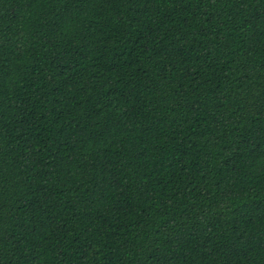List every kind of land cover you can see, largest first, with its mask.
<instances>
[{
  "label": "trees",
  "instance_id": "16d2710c",
  "mask_svg": "<svg viewBox=\"0 0 264 264\" xmlns=\"http://www.w3.org/2000/svg\"><path fill=\"white\" fill-rule=\"evenodd\" d=\"M0 264H264V0H0Z\"/></svg>",
  "mask_w": 264,
  "mask_h": 264
}]
</instances>
